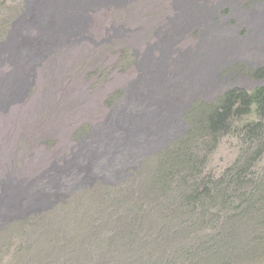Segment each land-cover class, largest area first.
I'll use <instances>...</instances> for the list:
<instances>
[{"label": "rangeland", "instance_id": "374dc122", "mask_svg": "<svg viewBox=\"0 0 264 264\" xmlns=\"http://www.w3.org/2000/svg\"><path fill=\"white\" fill-rule=\"evenodd\" d=\"M260 85L264 0H0V264H181L213 246L218 200L186 197L235 167L262 177L248 128L264 119L211 133L209 112Z\"/></svg>", "mask_w": 264, "mask_h": 264}, {"label": "trees", "instance_id": "16d2710c", "mask_svg": "<svg viewBox=\"0 0 264 264\" xmlns=\"http://www.w3.org/2000/svg\"><path fill=\"white\" fill-rule=\"evenodd\" d=\"M252 113L260 116L263 121L264 85L257 86L251 91L242 88L228 90L222 96L220 104L209 112L208 128L211 133L227 131L232 118ZM248 130L255 140H258L250 158L254 165H258L264 157V125L255 124ZM257 172L259 171L253 170L247 182L242 178L244 171L242 169L237 171L235 167L212 188H208L207 185L204 190L198 189L189 193L186 197L187 203H197L202 208L218 200L221 223L213 246H207L204 241L197 247L189 248L181 264H224L228 260L226 264H232L237 260L251 259L255 255H262L264 261V175L260 177ZM243 189L247 191L237 196L242 203L236 209L235 198L232 195ZM205 201H208V204ZM232 212L235 214L231 215ZM207 227V223L200 226L202 230ZM250 234L253 237H250Z\"/></svg>", "mask_w": 264, "mask_h": 264}]
</instances>
